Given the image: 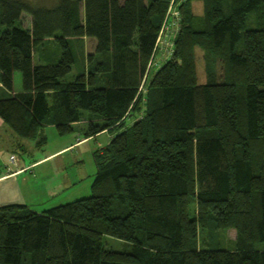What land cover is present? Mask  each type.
Listing matches in <instances>:
<instances>
[{
    "label": "trees",
    "instance_id": "obj_1",
    "mask_svg": "<svg viewBox=\"0 0 264 264\" xmlns=\"http://www.w3.org/2000/svg\"><path fill=\"white\" fill-rule=\"evenodd\" d=\"M201 1L200 27L192 0L179 4L173 52L158 68L170 0H0L6 125L43 145L44 127L68 135L87 110L100 121L86 137L114 132L95 152L90 196L43 212L0 206V264H264L254 249L264 242V0ZM23 13L29 29L17 24ZM85 37L95 42L89 67L65 81L72 42ZM50 38L60 59L37 63ZM195 46L222 62L220 79L196 82ZM210 226L234 229L236 247H196ZM105 235L123 248L104 247Z\"/></svg>",
    "mask_w": 264,
    "mask_h": 264
},
{
    "label": "rangeland",
    "instance_id": "obj_2",
    "mask_svg": "<svg viewBox=\"0 0 264 264\" xmlns=\"http://www.w3.org/2000/svg\"><path fill=\"white\" fill-rule=\"evenodd\" d=\"M48 1V0H45ZM192 14L195 16V25L197 27L201 26L202 18H203V4L201 0H192ZM168 9V8H167ZM167 12V11H166ZM31 17L23 13L21 16V19L18 21V25L21 27H24L26 29H29L31 26ZM173 30L179 31L180 27L178 24V27L172 28ZM4 30V27L0 25V33ZM159 39V40H158ZM158 46L157 49L160 52V55H156V61L158 63V68L161 66L162 63L168 58H166V54L168 52L169 45L168 41H165L163 38L158 37ZM74 52L76 54V60L72 65L71 71L64 77L65 81H71L76 75H78L83 69L87 70L89 67L87 63V56L89 54H92L94 52L95 42L92 38H82V39H74L72 42ZM174 48V46H173ZM61 45L60 42L56 38H50L45 46L40 47L38 50L35 51L34 57L35 61L37 63L41 64H54L58 62V60L61 57ZM194 60H195V76H196V82L197 83H205L210 79H220V76H222V62L218 59L214 60L213 58L207 56V54L198 46L194 47ZM95 62V61H94ZM156 63V64H157ZM152 64V63H151ZM93 66V64L91 65ZM156 66V65H155ZM87 73V71H84ZM154 70L148 73V77L145 76V79L151 77ZM98 80L97 84H101L102 77H96ZM143 81L141 82L140 90L143 92L146 89V86H143ZM21 91L22 90V79H21V73L18 71H15L13 74V90L15 91ZM11 94L4 86L0 89V96H6ZM88 114L89 112L87 110L81 111V116L79 121L75 122L78 125V129H82V125L84 123L87 124L88 121ZM98 118V119H97ZM92 118L94 122L100 121V118ZM74 123V124H75ZM114 133V132H112ZM45 134L47 137V145L41 146L38 148H35L34 145H31L30 147L24 149V148H18L15 149L16 151V160L24 159L26 162H30L33 159L39 157L40 155L51 151L58 145V141L53 139V134H57L55 131V128L52 125L47 126L45 128ZM108 137V134L102 135L100 137L95 138L94 140H91L90 142L85 143L84 145H81L78 148L76 157H80V162L75 164L77 165V168H79L82 173L86 171V173H89L90 171H94L95 169V161L93 159V153L94 151L100 149L101 147H105L106 139ZM59 138V137H58ZM66 138V137H64ZM32 144V143H31ZM101 148V149H102ZM10 157V156H9ZM59 160V158H55L48 163H45L44 165L37 166L32 170H28L27 174H29L31 171L37 172L40 174L38 176V179H40L41 182H54L57 180V178H62V170H57L52 168L54 163H56ZM51 164V165H50ZM81 167V168H80ZM41 171V173H39ZM37 178V177H36ZM94 179V178H93ZM92 179V181H93ZM33 180H36L33 178ZM92 183V182H91ZM81 184V185H80ZM78 186L79 188L73 189L72 192L78 193L83 192L82 186L83 181ZM34 194V197L30 195L28 197V207L34 208L36 211H45L47 208V202L46 198H42L41 196H44L43 189L41 191H37ZM81 196H77L74 198H71L67 202L75 201L80 198L88 197L91 195V192H84V194H80ZM32 196V198H30ZM61 196V195H59ZM58 196H55L53 199L54 201L57 200ZM62 202V203H67ZM195 210L196 208L192 205L191 207V217L195 216ZM233 231V232H232ZM235 230L234 229H223V228H215V227H199L197 231V239L195 242L196 247L203 248V249H234L236 247V241H235ZM124 242L110 237V236H104L103 237V246L106 248H111L114 250H121L123 248ZM254 249L256 250H264V242H258L255 244Z\"/></svg>",
    "mask_w": 264,
    "mask_h": 264
},
{
    "label": "crops",
    "instance_id": "obj_3",
    "mask_svg": "<svg viewBox=\"0 0 264 264\" xmlns=\"http://www.w3.org/2000/svg\"><path fill=\"white\" fill-rule=\"evenodd\" d=\"M157 55L159 56L160 54ZM2 87L3 86L0 81V89ZM15 92L20 91H17V89H15ZM92 118H97V116L89 113L87 124L84 123L82 125V129H78L77 123L73 124L74 131L68 135L61 136L57 132V134H53V139L58 141L59 143L51 151L40 155L30 162H26L21 158L19 160L17 158L15 162H10L9 156L11 154L17 155L15 149H26L31 145H34L35 148H38L43 146L45 143L46 144L44 146H46L47 137L45 134V128H47V126L44 127L42 131V135L44 138H46V141L43 145H38L34 140L22 139L17 136L0 117V206L22 204L28 207V197L30 195L34 197V194L31 193L41 191V189H43L44 193V196L41 197L48 200V209L63 204L62 202H67L71 198H77V196H81L80 194H84V192H91V182L97 170L95 152L100 151L102 147L94 151L93 159L96 165L95 169H93L94 171H90L89 173H86V171L82 173V171L77 168V165L75 164L80 162V157H76L77 152L73 151H78V148L81 145H84L85 143L90 142L97 137L108 134L105 143L106 146L114 135V133L112 134V132L108 130H103L93 136L86 137L84 133L88 127L89 121ZM55 158H59V160L54 163L53 166H51V169L54 168L57 170H62V178H57L56 181L49 183L41 182L40 179H38V176H40V174L35 172V170L27 174L28 170H32L37 166L44 165L45 163H48ZM39 173H41V171H39ZM33 178L36 180H33ZM82 181L83 184L82 186H80V188H82L83 192H72L73 189L79 188L78 185ZM32 196L30 198H32ZM55 196H58V198L54 201L53 198ZM31 210L35 212H43L36 211V209L34 208H32Z\"/></svg>",
    "mask_w": 264,
    "mask_h": 264
},
{
    "label": "built area",
    "instance_id": "obj_4",
    "mask_svg": "<svg viewBox=\"0 0 264 264\" xmlns=\"http://www.w3.org/2000/svg\"><path fill=\"white\" fill-rule=\"evenodd\" d=\"M186 0H170L168 9L166 12V16L163 20L162 26L159 31V38H163L165 41H168L169 50L167 52V56H169L173 52V37L178 32L177 30H173L172 28H177L180 20V9L179 4ZM159 40V39H158ZM158 46V41H157ZM160 53V52H159ZM16 155L11 154L9 157L10 162L16 161Z\"/></svg>",
    "mask_w": 264,
    "mask_h": 264
}]
</instances>
